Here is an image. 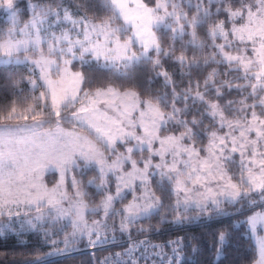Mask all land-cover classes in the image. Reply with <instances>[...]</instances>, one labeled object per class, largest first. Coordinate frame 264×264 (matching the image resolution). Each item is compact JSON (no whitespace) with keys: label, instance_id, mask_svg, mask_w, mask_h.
<instances>
[{"label":"snow or ice","instance_id":"6c2138e0","mask_svg":"<svg viewBox=\"0 0 264 264\" xmlns=\"http://www.w3.org/2000/svg\"><path fill=\"white\" fill-rule=\"evenodd\" d=\"M76 7L73 14L32 5L21 25L18 0H0L9 25L0 31V65L9 66L8 85L19 84L11 66H30V95L17 93L0 107V231H10L16 218L29 214H35L27 220L31 229L66 220L63 227L72 229L62 241L66 251L77 238L95 246L103 230L131 235V226L165 208L180 223L189 210L203 214L225 203L259 205L262 211H253L237 227L246 225L255 237L252 264H264V235H257L264 233V0H189L187 5L155 0L151 6L146 0H79ZM165 61L187 74L182 91L176 90ZM220 66L225 76L237 74L243 87L219 80ZM202 68L211 69L203 92L201 82L191 79ZM153 77L164 79L170 96L152 92ZM233 88L249 89L247 97L222 104L224 90ZM189 101L201 109L191 114ZM205 117L212 127L200 149L196 142ZM20 120L34 123H6ZM85 169L97 173L87 181L101 197L92 208L83 182L71 175L73 170L83 175ZM49 172L59 174L52 187L44 182ZM66 176H71V193ZM153 179L167 204L153 190ZM115 203L124 207L116 211ZM99 211L105 219L119 216L118 226L100 220L89 226L86 213ZM228 238L225 232L217 237L218 259ZM51 243L54 251L48 255L59 254L57 242ZM180 243L172 242L168 264H183ZM136 250V245L128 249L129 264H138Z\"/></svg>","mask_w":264,"mask_h":264},{"label":"trees","instance_id":"16d2710c","mask_svg":"<svg viewBox=\"0 0 264 264\" xmlns=\"http://www.w3.org/2000/svg\"><path fill=\"white\" fill-rule=\"evenodd\" d=\"M189 0H184L187 5ZM79 0H18L21 17V24L24 23L31 15V6L39 5L40 7L52 8H67L73 14L77 13L76 5ZM185 7V11H187ZM224 19V15L220 16ZM6 15L3 10H0V31L6 30L8 27ZM200 31V30H198ZM160 35V33H158ZM219 42V41H218ZM179 47V45H177ZM210 50V49H209ZM207 54V53H205ZM28 67L25 65H13L11 68L16 69V79L19 84L16 88L8 85L7 75L9 66L0 65V107L6 106L12 100L18 98L17 93H23L24 96L30 95V86L27 82ZM164 67L176 85L178 92L182 91L189 83V78L185 73L181 75V69L172 61H165ZM78 65L73 64V69L77 70ZM211 69H204L193 71L191 79L193 82L200 81V91L203 92V79L207 75V71ZM222 75L219 80H235L243 87V82L237 79V74L229 73L227 76L223 75L226 71L223 66L218 68ZM152 76L151 73L148 74ZM98 78L107 79L104 73H95ZM24 77V79H21ZM151 90L154 94H168L170 96L172 88L165 87L164 79L162 77L151 80ZM249 89L244 88L243 91H237L233 88L230 92L224 90V97L221 100L223 104L227 100L240 101L247 97ZM38 95V93H36ZM209 98H212L209 96ZM249 97L247 103H251ZM181 107V104H177ZM239 103L234 105L239 107ZM241 106V105H240ZM190 113L195 114L197 110L201 109V105L196 104L192 106L189 101ZM191 114L187 119H191ZM205 128L201 129L204 132L212 127L210 121L204 118ZM203 137H201V140ZM93 169H88V173H95ZM93 188V187H90ZM93 190V189H91ZM157 192L161 194L158 190ZM163 196V195H161ZM95 200H98L96 197ZM166 204L168 201L165 202ZM261 209L259 205L255 208H249L247 205H230L223 204L219 211H209L201 214L198 210H189L187 217H182V221L177 223L173 218L171 212L165 210L159 215L154 216L150 220L141 221L138 225L131 226V232L137 236L147 235L146 242L155 244L157 248H163L166 252V258L170 260L173 256L172 242L180 241V248H182L181 256L183 264H252L255 256V242L253 238L248 235V228L246 225H241V222L246 220L250 212ZM196 215V217H194ZM140 228L145 231H140ZM221 232L228 234V241L223 249L222 255L217 258V237ZM115 233H120L118 230ZM126 234H121L118 237H126ZM180 240H176L177 237ZM83 240L80 244L71 245L76 251L65 253L57 257L49 258L48 250L49 244L40 232L24 231L20 235L16 233H0V264H99L100 259L105 257L108 250L111 248H94L89 249L88 241ZM195 250V251H194ZM123 264V263H121Z\"/></svg>","mask_w":264,"mask_h":264},{"label":"rangeland","instance_id":"374dc122","mask_svg":"<svg viewBox=\"0 0 264 264\" xmlns=\"http://www.w3.org/2000/svg\"><path fill=\"white\" fill-rule=\"evenodd\" d=\"M146 2L149 3V5L151 6L155 2V0H146ZM20 9L21 8H19V10ZM20 17H21V14H20ZM27 20L25 22H27ZM62 27H65L66 28L68 26L67 25H62ZM57 31H59V29H57ZM74 70H76V69H74ZM177 107H179V106L177 105ZM239 107H240V105H239ZM256 111L259 113L260 109L257 108ZM6 123H9V124L15 126L16 124H20V125H23V124H32V123H34V121H32V120H28V121L20 120V121H9V122H6ZM64 127L66 129H69L70 130V127L71 126L65 124ZM169 127H170V129H172V126L171 125ZM173 131H175V134H177V135L179 134V131L177 129H173ZM198 131H199V134L200 135H199V138H198V140L196 142V147L197 148H200V149H203L206 146V144H207V138H206V135H205L206 131L204 132V135H203L201 129H199ZM201 137H203L202 140H201ZM120 150L123 151V148L121 147ZM201 154L203 155V152ZM145 155H147V153H145ZM135 158L138 159V160L140 159L139 156H136ZM154 162H157V160L154 159ZM126 167H127V165H126ZM96 174H97L96 172L95 173H88V169H85L84 170L83 175L81 174L80 170H73L72 173H71V175H74L77 180L83 182V185L85 186V190L89 193L88 197L86 198V201L89 204V208H92V207L96 206L97 204H99L100 199H101V197L96 193V190L94 188H90V186H87V181L89 179H92ZM58 180H59V174L57 172H49V173H46L45 176H44V182L49 187H52L56 182H58ZM70 180H71V176H66L65 177V188H67V190L69 191V193H71ZM109 187L112 189L113 192L115 191L114 181H111L110 182ZM152 188H153V190L157 191V189H156V180L155 179H153V181H152ZM91 189H93V190H91ZM136 195H140L139 190L136 192ZM157 195H161V194H159L157 192ZM96 197L98 198V200H95ZM131 199H132V197H131V195H129L128 198H127V200L125 201V204L127 202H130ZM161 199L164 200L165 202L167 201V199L164 196H161ZM123 207H124V204H121V203H115L114 204V208H115L116 211H120ZM254 211H262V209H257V210H254ZM252 213H253V211L250 212L249 215H251ZM32 215H35V214H29V216H21L19 218H16V226L14 228H12L10 231H7V232L0 231V233H13L14 232V233L20 235L22 232H24L26 230L27 231H31V232H40L43 235V237L46 239L47 244L50 245L49 246L50 248L48 250V254L49 253H52L54 251V246L51 243V240L54 239L57 242V244L59 245V254H57V255H51V256L48 255L47 257H49V258L57 257V256H60V255H64L65 253H68V252L76 251V249H74L71 246L66 251L63 249L62 241L64 240L65 236L66 235H70V233L72 231L71 228H64L63 227V225L67 223L66 220H62L61 222L57 223L55 225V227H52L49 224V225H45V227H43V228L38 227L37 229H31L27 225V220L31 219ZM184 217H187V215H185ZM194 217H196V215H194ZM86 219L88 221L89 226L92 225V221L93 220H100V221H102L104 223H108L110 225V227L113 226V225L118 226L119 221H120V217L119 216L115 217L114 219H105L103 217L102 211L97 212V214H95V215H92L90 213H86ZM173 219L175 220V218H173ZM21 220L24 221V224L23 225H21ZM45 231H47L49 233V236L47 238L44 236V232ZM103 231L104 232H107V234H111L109 232H112L113 234H115L117 236H119V235L122 234V232H120V231H119L120 233H115V231H111V230H103ZM129 231H130L131 235H129V233H127V232H125L123 234H126L127 237H129V236H137V235H134V233L131 232L132 231L131 230V227H130V230ZM247 234L250 235L253 238L254 242L256 243L255 237L252 236L249 233V231H248ZM257 235H264V233H261V232L258 231L257 232ZM145 236H147V235H143V238ZM84 239L87 240L86 237L85 238H77V243L76 244L77 245L80 244L81 241H83ZM146 243L150 244L149 242H146ZM97 246H98V244H95V246H90L89 243H88V246L87 247L92 250V249L96 248ZM151 247H153V246H151ZM138 250H139V255L141 256L140 259L145 258V254L146 255L148 254V257L146 256V258L143 259V261H146V262H141L139 264H153V263H155V260L153 259L154 258L153 249H151V250L148 251V250H146L144 248H138ZM122 263H124V262H122Z\"/></svg>","mask_w":264,"mask_h":264},{"label":"built area","instance_id":"2783aa9c","mask_svg":"<svg viewBox=\"0 0 264 264\" xmlns=\"http://www.w3.org/2000/svg\"><path fill=\"white\" fill-rule=\"evenodd\" d=\"M111 234H107V232H104V235L101 236L100 240L101 242H98V246L96 248H111L113 249L108 250L105 257L101 258L99 264H109V262H115L120 261L123 264H129V256L127 255L128 249L130 247H133V245H136L137 250L134 252V258L137 260L138 264L143 261V259L148 257V254H145V258L140 259L139 250L138 248H144L146 250L153 249L154 253V260L155 263L153 264H168V257L166 258V252H164L163 248H157L155 244H148L146 243L145 239H147V236L143 238V236H129V237H118L117 235L113 234L112 232H109ZM176 240H180V237L178 236ZM140 241H144V244H140ZM156 246V247H151ZM150 247V248H149ZM172 247V246H171ZM180 247V245H179ZM119 254V256L117 255ZM140 259V260H139Z\"/></svg>","mask_w":264,"mask_h":264}]
</instances>
